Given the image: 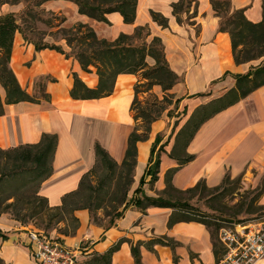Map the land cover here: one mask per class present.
Returning a JSON list of instances; mask_svg holds the SVG:
<instances>
[{
  "label": "crops",
  "instance_id": "crops-1",
  "mask_svg": "<svg viewBox=\"0 0 264 264\" xmlns=\"http://www.w3.org/2000/svg\"><path fill=\"white\" fill-rule=\"evenodd\" d=\"M171 2L137 0L132 24L124 23L118 12L107 14L109 24L98 22L79 14L76 5L65 0H49L44 7L65 15L67 25L76 21L88 23L100 37L109 40L120 32H132L136 25H148L151 34L161 38L169 67L181 77L169 92L179 99L178 107L181 105L182 110L184 107L187 110L188 105L196 107L223 94L233 85V74L246 72L261 58L235 63L230 36L218 30L219 18L210 0L192 2L188 12L181 13V22L176 20ZM230 3L233 9H243L253 22L264 16V0H230ZM2 8L0 14L19 11L21 5L7 8L3 5ZM150 11L167 17L168 26L161 27L153 21ZM10 66L29 94L37 92L35 80L47 76L44 91L48 98L39 102L4 104V113L0 115V147L36 143L43 133L56 134L52 173L41 183L39 193L51 206H57L61 197L75 190L83 174L97 162L96 145L118 163L123 159L129 134L139 122L134 119L130 107L134 84L140 76L120 73L110 95L97 99H73L69 93L73 85L72 72H76L87 86L94 87L97 84L94 71H83L76 60L55 50H35L18 31L14 34ZM149 93L159 98L164 94L156 84ZM0 96L4 98L1 85ZM171 117L173 114L170 115L167 109L161 118L151 123L148 138L137 142L131 191L140 184L156 135L165 133L161 143L168 140L175 122L170 123ZM172 143L173 136L164 147L166 152L160 155L158 179L152 187L147 182L142 185L148 195L164 187L166 170L177 164L167 155ZM187 152L194 158L172 178L173 185L179 189L191 187L200 179L209 186L218 185L226 173L231 178L241 176L256 183L255 173H264V86L205 121L189 143ZM145 180L148 181L149 177ZM258 203L264 205V189ZM170 213L171 209L164 207H149L142 212L131 206L115 225L105 230L90 222L87 209H79L74 212L78 227L72 234L63 235L56 231L52 234L67 246L78 248L80 256L103 253L124 239L112 253L111 264H134L131 244L136 243H140L143 264H215L222 254L215 256L205 226L196 221H179L168 226ZM29 227L34 226L23 225L8 214L0 213V232L5 235H0V257L6 264H37L27 244L26 229ZM160 236L173 239L177 245L173 248L163 244L147 247L146 243ZM254 264H264V258Z\"/></svg>",
  "mask_w": 264,
  "mask_h": 264
},
{
  "label": "trees",
  "instance_id": "trees-1",
  "mask_svg": "<svg viewBox=\"0 0 264 264\" xmlns=\"http://www.w3.org/2000/svg\"><path fill=\"white\" fill-rule=\"evenodd\" d=\"M49 0H0L3 4L21 3L19 12L0 14V85L4 89V98L0 96V115L4 113V104L22 101L39 102L47 100L44 91L47 76L35 80L37 92L29 94L23 88L10 66V56L15 32L32 43L35 50L51 49L63 54L66 58L76 60L85 72H93L97 76L94 87L87 86L76 72H72L73 85L70 96L73 99H97L113 92L115 80L120 73L138 74L140 79L134 84V98L131 111L135 120H140L130 132L125 154L120 163L115 161L103 148L96 145L97 162L83 174L78 187L61 197L57 206H51L47 198L39 193L41 183L52 173V158L57 144V136L43 133L36 143L18 146L0 147V213L8 214L23 225H33L48 236L59 238L52 233L72 234L78 227V218L74 212L87 209L89 220L103 229L115 225L116 221L129 207L145 212L149 207L171 209L167 225L179 221H196L202 223L210 234L215 256L223 253L218 238L221 228L218 218L205 221L204 214L192 200L206 198L216 193V198L224 199L232 194L241 176L231 178L225 174L218 185L209 186L200 179L193 186L179 189L173 185L172 178L177 170L190 162L194 155L187 152L201 125L216 113L234 105L245 98L253 90L264 86V16L261 20H249L243 9H233L230 0H210L211 6L219 18V31L230 36L234 61L237 64L261 58L244 73L233 74L234 83L223 94L194 107L185 122L177 131L174 122L168 140L161 143L162 134H157L150 148L149 159L140 179V184L131 191L136 166L137 142L146 140L150 125L159 119L163 111L168 109L170 115L178 107L179 99L169 90L181 80V77L168 65L164 45L159 36L152 35L149 26L136 25L132 32H120L116 38L109 40L100 37L88 23L76 21L66 24V16L44 7ZM76 5L79 14L98 22L109 24L107 14L118 12L126 24L135 21L137 0H65ZM195 0H172V12L178 22L181 13L188 12ZM153 21L161 27L168 26V18L159 12L150 11ZM66 47V48H65ZM159 85L164 92L161 99L154 98L150 103L141 104L138 95L149 92L153 85ZM173 104L174 109H169ZM186 108L182 110L185 112ZM142 127V129L139 128ZM173 136V143L167 155L176 161V165L166 170L164 187L148 195L142 185L153 186L158 179L160 155L165 145ZM101 170L102 174L97 175ZM149 180L146 181V177ZM264 189L263 183L254 188L252 201L245 213H264V205L258 202ZM238 205V204H237ZM216 208H213L215 210ZM103 211L106 219L98 215ZM225 218H235L237 213L224 212ZM257 218L252 217L250 219ZM228 220V219H222ZM248 219H237L232 225ZM63 224V226H62ZM54 230V231H53ZM0 235L5 237L3 233ZM120 239L103 253H93L79 264H111L112 253L118 248ZM169 245L172 248L177 242L160 236L146 243ZM140 243L131 244L134 264H143L139 250ZM176 260V258H175ZM0 264H6L0 257Z\"/></svg>",
  "mask_w": 264,
  "mask_h": 264
},
{
  "label": "built area",
  "instance_id": "built-area-1",
  "mask_svg": "<svg viewBox=\"0 0 264 264\" xmlns=\"http://www.w3.org/2000/svg\"><path fill=\"white\" fill-rule=\"evenodd\" d=\"M218 238L223 248L215 264H254L264 258V216L221 227ZM29 252L37 264H78V248L34 227L26 229Z\"/></svg>",
  "mask_w": 264,
  "mask_h": 264
},
{
  "label": "rangeland",
  "instance_id": "rangeland-1",
  "mask_svg": "<svg viewBox=\"0 0 264 264\" xmlns=\"http://www.w3.org/2000/svg\"><path fill=\"white\" fill-rule=\"evenodd\" d=\"M3 5H5V8H7L8 6H11L9 4H3ZM3 5L0 6V11L4 10L2 8ZM15 5L16 6L21 5V9L23 8V5L21 3L15 4ZM19 11H16V12H19ZM154 98L161 99L162 97L159 98L158 96L154 95L153 93H149V92L138 95V99L139 101H141V104L143 106L147 105L145 104L146 101L150 103L154 100ZM169 109H174L173 104L169 106ZM193 109L194 107L188 105L187 110L184 113L182 112V106L180 105L178 108L173 110V117L170 118V123L172 124L174 121L177 120V126L175 128V131H177L179 127L185 122V120L187 119V117L189 116V114L191 113ZM166 111L167 109L163 111L162 114H164ZM138 121L139 123L141 122L140 120ZM139 128L142 129L141 126H139ZM162 135H165V133H163ZM101 174H102V171L99 170L96 176L101 175ZM255 176H257L256 183H251L249 182L248 179L241 178L234 192L230 194L229 196H226L224 199L216 198L215 197V195H217L216 193L209 194V196H207L206 198L204 197L202 199L194 198L192 202L198 208H200V210L204 214L208 215V216L202 215L201 218L205 221H210L209 217L218 218L219 219L218 223L221 224V227H228V226H232L231 222L237 219H240V220L248 219L249 220L252 217L264 216L263 212H260V213L258 212L257 213H245L244 212L245 209H248L250 201H252V198L254 195V188L258 185H261L264 181V173H255ZM255 204H258V202H255ZM213 208H216V209L213 210ZM224 212H229L230 214L236 212L237 216L235 218H225V216H223ZM98 215L102 217L103 219H106V216L103 214V211H99ZM222 219H228V220H222ZM88 257L89 256L81 255L79 257L78 264L81 261L87 259Z\"/></svg>",
  "mask_w": 264,
  "mask_h": 264
}]
</instances>
